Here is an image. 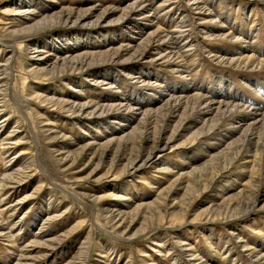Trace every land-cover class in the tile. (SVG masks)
<instances>
[{"label":"bare ground","instance_id":"1","mask_svg":"<svg viewBox=\"0 0 264 264\" xmlns=\"http://www.w3.org/2000/svg\"><path fill=\"white\" fill-rule=\"evenodd\" d=\"M38 1L0 0V7L5 15H8L9 9L25 8L19 14L22 15L21 25H18L16 20L13 23L14 19H5L0 27L9 38V45L5 44L9 47L8 56L0 63V119L9 115V106H14L19 112L15 129L13 127L4 135L0 133V149L4 155L3 159L1 158L4 163L0 172V193L3 194L1 201L4 204H0V214L8 210L6 212L9 215L6 214L10 218L15 210L23 207L29 200L35 202L36 197L44 192L47 182L43 177L48 176L50 171L45 170L39 160L37 147L49 145L50 136L56 138V142L61 140L64 145V148H48L49 158L59 166L62 173L69 172L80 162L82 167L93 165L92 171L86 175H83L86 167L72 171L70 179L78 186L83 185L82 179L86 176H96L99 182L98 190L101 189L106 194L93 193L91 196L99 200L100 206L106 203L104 197L111 199V204L100 209L103 210L102 218L107 225L118 234L117 239H131L133 236L124 237L128 227L140 222V227L133 235L142 236V233H145V237L155 241L151 245L161 251L165 244L158 242L162 238L159 236L160 229H181L188 224L194 227H184L182 230L195 229L197 226L196 229H202L199 225L211 226L216 222L231 225V221L245 216L253 215L252 220H255L257 212L264 211V82L261 81L264 77V46L257 47L259 38L264 40V33L259 32L256 17L260 13L263 23L264 0H244V8H239L241 0H237L238 6H233L232 0V5L228 2L231 6L226 5L229 6V9H226L227 14L218 9L224 5V0H185L187 13L180 14L173 29L160 27L155 19L170 16L179 10V0H157V5H153L151 0H125L126 5H121V1L117 0L118 3L107 5L97 15L94 9L96 4L75 7L60 0H50V4L41 2V5L37 4ZM208 1L219 6L218 10L213 9ZM254 6L260 10H254ZM239 10L243 11L240 12L242 14L236 16L237 21H233L230 14ZM157 13L159 14L155 16ZM116 14V20L109 18ZM250 18L252 22L247 28L245 21ZM119 20L124 21V27L129 28L135 35L128 41L124 34L114 31L106 34L88 33V29L96 28L102 22L108 24ZM15 25L19 27L14 29ZM76 25H81L87 33H79V36L60 34L54 36L55 39L51 42L40 41L37 44L24 45L27 37H33L35 33L36 37L42 30L55 29L60 32L61 29L73 28ZM216 42L222 45H215ZM199 55L203 56V63L206 58L220 67H226L228 71L240 73L235 74V77L223 76L217 79L218 85L213 90L207 81L203 85L197 78L191 81V74L187 71L191 69L188 59L192 61ZM95 56L102 58L98 61H102L103 65H116L122 75L107 68L108 66L94 72ZM143 59L157 66L166 65L178 76L173 77V81L168 77V72L154 68H138L137 64L125 65ZM18 61L22 64L15 68L14 65ZM25 61L31 63L25 64ZM88 68L89 73L94 75L92 85L103 84L113 89L115 84H125L124 80L127 78L132 80L135 86L154 87L157 92L148 93L145 86L140 87V90L131 91L124 85L122 91L117 90L121 95L118 98L111 93H105L92 102L80 97H65L62 87L55 89L56 87L49 83L41 85L43 93L32 91L23 94L25 90H30V87L25 89L26 79L30 75L38 76L41 80L46 79L48 74L50 78L59 76L65 78V81L70 79L71 75H83ZM151 75L156 76L154 80ZM236 77L243 81L244 86ZM77 79V84H81L82 79ZM18 80L22 82L21 88L15 83ZM44 86L49 87L43 88ZM245 92L248 94L245 95ZM250 92L252 95L254 93V97ZM24 106L26 109H23ZM49 110H58L70 117L97 114L103 120L111 117L110 113H120L122 116L121 122H112L113 126H105L99 138L93 137L68 152L67 135L58 131L56 126H51L54 124L47 119L43 124L42 112ZM5 120H0V128ZM96 127L99 129L98 125ZM45 133H53L54 136H47ZM39 137H42L43 144ZM31 140L35 144H32ZM206 140L207 143H203ZM23 144L28 147H22L19 152L11 155L14 149ZM193 144H197L195 150L198 152L193 150L192 157L190 152ZM33 145L35 149L32 148ZM178 148L186 149L178 163L173 164L164 158L167 149ZM105 167L104 173L97 176L99 170ZM228 167L236 170L224 183L230 187V191L220 183L213 186L217 184V179L223 177L224 171L229 170ZM149 169L158 172L163 176L162 179L167 180V184L159 185L158 189L156 182L151 185V189L155 190L151 199L140 200L141 198L136 196L130 197L121 193L122 185L118 183L117 178L122 183L127 179L126 176L133 175L144 180V173ZM209 169H213V172L200 179ZM108 175L112 176L113 183L104 180ZM29 178L31 180H28ZM35 179L37 182L30 192L21 195ZM188 187L196 189L197 192L186 204L176 196L181 191L185 192ZM205 191L206 196L203 195ZM136 199H139L138 203L134 204ZM241 199H245V210L244 214L239 215L237 206ZM173 203L175 205L172 207ZM51 206L53 209L44 207L43 210L34 212V220L42 211H46V214L38 230L32 232L33 240L22 248L19 247L20 257L16 258L14 264H31L42 257L55 256L62 239L71 236L85 222L83 220L81 223L79 220L72 229L70 227V230L56 234L51 229L52 223L60 219L67 209L59 210L54 204ZM28 207L27 210L31 205ZM151 207L155 208L152 213L149 212ZM176 209L180 210L182 215L179 212L174 213ZM188 210H192V218L189 221L184 216V212ZM147 218L151 219L150 226L143 224V221H148ZM171 219H175L177 224H163ZM154 221L160 223L156 224ZM23 224V221L17 220L10 223L8 229L5 220L0 219V237H7L11 243L12 238L23 230ZM13 229H16L17 233H14ZM182 230L178 231V239L172 243L177 245L181 252V255L172 254V258L179 264H183L177 260L181 257L189 264H243L242 259H239V251L248 256V264H264V228L257 229L262 238L260 242L250 245L238 236L236 245L239 251H236L230 246L229 239H226L223 240L225 243L220 251L213 248L218 256L209 254L206 259L199 258L196 254L195 241L188 242L189 238L185 235V239H180ZM208 230L209 234L204 238L210 244H216L215 239L219 234ZM232 234L237 235L236 232ZM86 247L87 245L81 243L76 247L71 245L61 249L63 256L69 255L63 264H84L82 253ZM141 254L143 255V252ZM145 256L148 257V253ZM231 258L232 261H226ZM149 262L140 260L138 264H155ZM122 264H134L133 258Z\"/></svg>","mask_w":264,"mask_h":264},{"label":"rangeland","instance_id":"2","mask_svg":"<svg viewBox=\"0 0 264 264\" xmlns=\"http://www.w3.org/2000/svg\"><path fill=\"white\" fill-rule=\"evenodd\" d=\"M9 1H11V0H9ZM60 1H65L66 4L71 5V6H75V7H86L89 5L92 6V5L96 4V6H94V9H96L95 15L99 14V12L102 9H104V7H106L107 5H111L113 3H118L117 0H60ZM119 1H121V5H126V3H127V2H125V0H119ZM151 1H152L153 5L158 4L157 0H151ZM224 1H225V2H223L224 5L222 4L224 7L221 6V8H218L219 6L217 7V5L215 6L211 1H208V4L210 6H212L213 9H215V10L217 8L221 9L222 12L224 11L227 14L226 9L227 8L229 9V6L232 5V3H231L232 0H229V1L224 0ZM41 2H45V4H50V0H39L37 2V4L41 5ZM228 2L231 3V5ZM232 2H233V6H236V4L238 6L237 0H233ZM243 2H244V0H241V2L239 3L240 4L239 8L246 7V6H244ZM226 5H229V6H226ZM177 8L179 10H176L170 16H163L161 19L157 17L155 19L157 22V25H160V27H166L169 29L174 27V25H175L177 19L179 18L180 14H185V12L187 13V9H186L187 7H186L185 0H179ZM24 9L25 8H22V7L16 8L13 10L9 9L8 15H5L2 13L3 8L0 7V27H2V23L5 19H9V20L14 19L13 23L16 20L17 21L16 23L18 25H21L22 15H19V14ZM255 9H257L258 11L260 10L254 6V10ZM240 12H243V11L239 10V11H236V12H233L230 14V16L233 17V21H237L236 16H240L242 14ZM159 13H157L155 16H157ZM117 14L111 15V17H109V18L116 20ZM256 17L258 19V21H257L258 30L261 34H263L264 33V20H263V23H261L260 13H258V15H256ZM158 20H159L160 24L158 23ZM167 20H168V23H167ZM251 22H252V18L245 21L247 28L250 26ZM108 24H106V22H102L96 28H91L90 30L88 29V33L91 34V33L101 32V34H106L109 31H114L115 33L124 34L127 37V39H126L127 41H128V39H131L130 37L132 35H134V34H132V32L130 31L129 28H127L126 26L124 27V25H125L124 21L119 20L117 22L108 23ZM18 27L19 26L15 25L14 29H17ZM79 33L86 34L87 31H85L81 25H76L73 28L69 27L67 29H61L60 32H58V31L56 32L55 29H49V30L46 29V31L45 30L40 31V33L37 34L36 37H35L36 33L32 35L33 37H27V39L24 42V45L26 44L28 46V45H32L34 43L37 44L40 41L51 42L53 39H55L54 36H57L60 34L65 35V36H67V35H74V36L78 35L79 36ZM262 37H264V36H262ZM6 43L7 44L9 43V38L7 36H5L2 29L0 28V63L4 62L5 61L4 59L8 56L9 47L7 45H5ZM218 43L219 42H216L215 45H217ZM263 44H264V40H261V38H259L258 43H257V47L258 48L262 47V46H264ZM209 45H212V44H209ZM221 45H222V43H219L218 46H221ZM6 46L8 47V49ZM207 57H210V56H207ZM196 58L197 57H194V59L192 60L193 64H191L192 61L189 60L190 58L188 59V62H191L189 65V69L190 68L191 69L187 70L191 74L190 80L192 81V79L197 78V79H199V81L202 82V85L204 82L207 81L208 85L210 87H212V90H213V88H215L218 85L217 79H221L223 76L235 77L234 76L235 74L240 73L239 71H233V72L230 70L228 71L226 67H223V66L220 67L219 64L212 62V61L210 62L206 58L204 61L205 63H203V56L201 57L199 55V57L197 59ZM98 60H102V58L95 56L94 57L95 65L93 66L94 72L99 70L101 67L108 66L107 68L111 69L112 71L120 73V69L117 68L116 65L115 66H112L111 64H109V65L104 64L103 65V63H101L102 61H98ZM195 61L197 64L194 63ZM200 61L202 63H200ZM30 63H31V61H25V64H30ZM97 63H101L102 65L97 64ZM20 64H22V62L18 61L14 65V67L17 68ZM127 64H131V65L137 64L136 66L138 68H146V69L154 68L158 71L161 70V71L168 72V74H169L168 77L170 79H172L173 81H174L173 77L178 76V74L176 72L172 71L168 66H166V65L157 66L155 63L146 62L145 59L138 61L136 63H133V64L132 63H126L125 65H127ZM198 64H200L201 67H199L200 65L198 66ZM192 68H194V69H192ZM194 70H196V71L193 72ZM89 71H90V68H88L87 71H84L83 75L82 74L81 75H79V74L71 75V76L75 77L76 79L75 78L74 79L77 81H78V79H77L78 77L81 78L82 79L81 84H77V82L75 80H73V78L71 76H69L70 79H67L64 81L65 78H60L59 76L50 78L49 77L50 75H48V74H46V76H45L46 79L41 78V80H40V78H38V76L35 77V75H30L29 78L26 79V82H25V86H26L25 89H27V87L28 88L30 87V90H25L23 92V94L30 93L32 91H34V92L40 91L41 93H43L44 89L41 90L42 86L50 83L52 87H56L55 89H59L62 87L63 91H65L64 92L65 97H71V98L80 97L83 100H87V101L89 100V101L95 102L98 99V97L104 95L105 93L106 94L111 93V94L117 96V98H118L121 95H120V92H118L117 90L122 91L125 88L124 85L128 86L129 88L128 87L127 88L131 91H134L135 89L140 90V87L145 86V85L139 86V87L135 86L134 82L132 80L127 79V78H125V80H124L125 84L124 83L123 84H115L116 87L113 89L112 88L109 89L103 84L92 85L94 75H91L89 73ZM196 72H197V74H196ZM120 74L122 75V73H120ZM161 74L163 75L164 72H162ZM211 74H213V75H211ZM214 74H216V75L214 76ZM154 76L155 75H151L150 77H152V79L154 80L155 79ZM236 78H238V77H236ZM261 81L264 82V77L262 78ZM15 83L18 85L19 88H21L20 86H22V82L20 80L16 81ZM239 83L244 86L243 81L240 79H239ZM47 87H49V86H44L43 88H47ZM145 87H147V86H145ZM147 91H148V93H152V91L157 92L154 87H147ZM246 94H248V93L245 92V95ZM7 95L9 96V88L7 90ZM251 95H252V93H251ZM252 96L254 97V93ZM43 105H46V104L43 103ZM23 109H26V107L24 106ZM9 110H10V112H9L8 116H5V115H4L5 117L2 116L4 119H6L3 123H1V124H4L3 127L0 128V130H1L0 133H3V135L8 133L9 130L13 129V127L15 126V121L18 118V114H19V112L17 111V109L14 106L13 107L9 106ZM42 113L44 114L43 115L44 118H42L43 124L46 122L45 119H47V121L54 124L51 126H54V127L56 126L58 131H61L67 135L68 138H67L66 142L68 143L69 147L66 149H68V152L71 149L77 148V146L79 144L86 143V141L88 142V140L93 139V137L99 138L102 134L101 130L104 129L105 126H107V125L113 126L112 122H114V123L115 122H121L120 116H122V114H120V113H110V114H112L111 117H109L107 120H103V118L97 114H91L90 116H82V117H79V116L70 117V116L64 115L63 112H60L58 110H49L47 112H42ZM3 118H1V119H3ZM134 123H135V121L131 125H133ZM96 125L99 126V129L96 127ZM14 129H15V127H14ZM23 134L24 133H21V135H23ZM45 134H47V136H50V135L54 136L53 133H45ZM50 138H51V143L49 145L42 146V147H40L38 145V147H37V150H38L37 155L39 157V160L43 164L44 169L47 170L48 172L50 171L48 176L43 177L44 181H46L48 183V185H47V183L45 182L46 186H44V192L41 195H39L38 197H36L35 202H33L32 200H29V201H27V203L25 205H23V207L15 210V212L13 213V215L10 218H8V216H7V214L9 215V213L6 212L8 210H5L3 213L0 214V216H1L0 219L2 221L5 220V224H6V227H8V229H9V224L14 223L17 220H19V221L21 220V222L23 221V223H24L23 224V230H21L20 233H17L16 229H13V231H15L14 233H17V235L14 236L13 238L11 237L12 238L11 243L8 241L7 237L6 238L0 237V264H14L16 262V258L18 259V257H20L21 249L19 247L22 248L23 246H25L27 244V242H30L33 240V238H34L33 233H35V231L38 230V228L41 225V223L45 217V214H46V211H42L41 215L38 218H36V220H34L35 219L34 215H33L34 212L38 211V210L41 211L44 209V207H45V209L48 207H49V209H53V206H51V204H54V206H57V208H59V210L67 209L66 212L63 213V215H61L60 219H58L55 223H52L51 229H53L56 234H58L59 232L64 231V230L66 231V230L72 229L73 225H75L79 220H81V223L83 222V220L85 222L83 223V225L79 229L77 228L76 231L71 234V236H67V237L62 239V241L58 244L59 249L57 250V253L55 252L56 253L55 256L52 255L51 257H42L40 259L34 260V262H31V264L32 263L33 264H55V263L56 264L57 263L63 264L67 260V258H68L67 256H69V255L63 256L64 253H61L60 250L61 249L64 250L65 248H69L71 245L76 247V246L80 245L81 243L85 244V246L87 245V247L85 248V250L82 253V258H84V261H85L84 264H101V263L102 264H122L124 261L131 260L132 258H133L134 264H138L140 260L150 261L151 263H155V264H179L175 259L172 258V254H173V256L176 253L181 255L180 254L181 252L178 250L179 247L177 245H174V244L172 245V243H174V241H176V239H178V231L182 230V228H184V227H186V228L194 227V225L188 224L187 226H182L181 229H167V230L166 229H160L161 231L159 230V232H161V233H159V236H161L163 239L160 238L158 242L165 244V247L161 248V251H158L159 249L155 248L154 247L155 245H151V244H154L155 241H152L149 237H145V235H144L145 233H142L143 234V235L141 234L142 236H140L138 234L133 235L135 233V230L140 227V222L136 223L135 225H130L128 227L124 237L133 236V237H131V239L124 240V241L121 239H117L116 237H118V234L117 233L115 234V232L112 231L111 228L107 225L106 221L102 218V214H103L102 211L103 210L100 209V207H106L109 204H111V199L108 197H104L103 200L106 201V203L103 206H100V203L98 202L99 200L97 201L96 199H93L91 196V195H93V193H95V195L106 194V192L102 191L101 189L98 190L99 182L97 181L98 179L95 178L96 176L95 177L86 176L85 179H82L83 185H78V186L75 183H73V181L70 179V177L72 176V171H76V170H79L81 168L86 167L84 174H83V175H86L92 171L93 165L88 164L85 167H82V163L80 162L79 163L80 165L78 164V165L74 166V168L72 170H70L69 172L66 171V173H62L60 171L61 169H59V166L57 164H55L49 158L48 148L49 147H57V146L60 148H64V145L62 144L61 140L56 142V138H52L51 136H50ZM39 139L42 143V137H39ZM76 139H78V140H76ZM73 141H75V143H72ZM207 141L208 140H206L205 142L203 141V143H207ZM31 142H32V144H35V143H33L32 140H31ZM196 146H197V144L196 145L193 144V147H191V152H190L191 156L193 155L192 154L193 150L195 152H198L195 150ZM22 147H28V146H27V144H23V145L17 147L16 149H14L11 152V155L19 152V150ZM32 148L35 149V146L33 145ZM184 150H186V149H183V148H180V149L178 148L175 150L167 149L165 151L164 158L173 164L178 163L181 159V156H182V153ZM0 153H1L0 154V172H1V170L3 169V163H4L2 160L3 159L2 157L4 155L2 154L1 149H0ZM11 155H9V158L11 157ZM24 161H26V160H24ZM214 169L216 171V168H214ZM228 169H229L228 171H224L225 173H224L223 177L221 179H217L218 180L217 184L213 185V186H218L220 183L224 187L228 188V191H230V187L224 185V183H225L226 178L229 177L236 170H234V169L231 170V168H229V167H228ZM105 170H106V167L103 169L101 168L99 170L97 176L102 175ZM211 172H213V169L207 170L206 172H204L200 176L201 177L200 179H203L205 176H208ZM144 174L146 176V178L144 180H141L142 178H139V177H136L133 175L131 177L126 176L127 179H124V181L122 183V182H120L119 178H117L118 183H120L122 185V187L120 186L121 193L122 194L123 193L128 194L130 197L136 196V198H141L140 200H148V199H151L155 193L154 192L155 190L151 189V185H153L156 182L158 185V187H156V189H158L159 185L162 186V185L167 184V182H166L167 180L162 179L163 176L161 174H159L158 172H155L153 169L147 170ZM111 177L112 176L108 175V176H106V178L104 180H106V182L113 183L111 180ZM28 180H31V179L29 178ZM36 182L37 181L35 179L32 183H30V185H28V188H26L25 190L22 191L21 195H24L25 193L30 192L29 190H31L33 188V186H35ZM56 184H57V186H56ZM104 184H106V183H104ZM60 189H61V191H59ZM63 189H64V191H63ZM206 191L203 194L204 196H206L205 195ZM196 192H197L196 189H194L192 187H188L185 190V192L182 193V191H181L176 197L180 198L182 202H185L186 204H188L189 198L191 196H193L194 194H196ZM83 193H85V195H83ZM209 194H210V192L207 193V195H209ZM2 195L3 194L0 193V204L1 205L4 204V202L1 201ZM49 199L51 202L49 201ZM138 200L139 199H136L134 204L138 203ZM1 205H0V208L2 207ZM29 205H31V208L29 210H27V207ZM174 205H175V203H173L171 206L173 207ZM154 209L155 208L151 207L149 209V212L152 213V211ZM237 209L239 211V215L244 214L245 199H241V203L238 204ZM177 212H179V214L182 215V213H180V210L176 209L174 213H177ZM184 213L186 214L184 216L187 217V221H189L192 218V215H190L192 213V210L185 211ZM257 213L259 215L257 214L255 220H252L253 215H250L249 217L245 216L243 218L231 221V225L221 224L219 222H216V223L212 224L211 226L204 225V224L199 225V228H202V229H196V228H198V226L195 229H192V228L191 229H183L184 231L182 230V232L180 233V239H185V236H186L187 238H189L188 242H191V241L194 242L195 241L194 245H195L196 254H198V257L202 258V259H206V257L209 258V254H210V256H212V255L218 256L217 251L214 249H217L220 251L221 246H223V244L225 243V242H223V240H226V239H229V244L231 247H233V250L239 251L238 246L236 245V240H237L238 236L241 237L242 239L244 238L245 242H247L248 244L250 243V245H253V243H258L262 239L261 234H259L260 232H258L257 229H259L260 227L262 229L264 228L263 227L264 225L263 226L261 225L262 223H264V211L257 212ZM23 214H24V217L22 218ZM220 214L222 215L223 213H220ZM202 217H204V216H202ZM147 219H148V221L147 220L143 221V224L150 226V220L151 219H149V218H147ZM187 221H185V223H187ZM154 223L159 224L160 221H157V222L154 221ZM168 223H172V224L176 225L177 221L175 219H171V220H169L163 224H168ZM255 226H256V228H254ZM208 229H210L211 231H215V233L219 234V236H217L215 239L216 244H210L207 241V239L204 238V237H206V235L209 234V233H207V232H209ZM13 231H12V233H13ZM233 232H236L237 235L232 234ZM31 235H32V238H31ZM11 246H13V247H11ZM170 247H171V249L168 250ZM13 249H14V251H13ZM86 249H88L87 252H86ZM172 249H174V250H172ZM156 250H157V252H156ZM142 252H143V255L141 254ZM170 252H171V255H170ZM147 253H148V257L145 256ZM239 254H240L239 259L240 258L242 259L243 264H248L249 263L248 256L245 255L244 252H242V251H239ZM13 259H14V261H13ZM153 260L154 261L156 260V262H154ZM177 260H179L183 264L184 263L189 264V263H187L188 261L185 260V258H183V257H181L180 259H177ZM230 260L232 261V258L229 260L227 259L226 261L230 262ZM95 262H97V263H95Z\"/></svg>","mask_w":264,"mask_h":264}]
</instances>
